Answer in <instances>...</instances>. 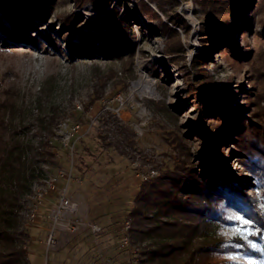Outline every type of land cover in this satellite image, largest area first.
I'll list each match as a JSON object with an SVG mask.
<instances>
[{
	"label": "rangeland",
	"instance_id": "rangeland-1",
	"mask_svg": "<svg viewBox=\"0 0 264 264\" xmlns=\"http://www.w3.org/2000/svg\"><path fill=\"white\" fill-rule=\"evenodd\" d=\"M137 1L111 0L109 7H117L120 11L126 7L130 9L131 20L126 30L133 35L131 45L136 50L130 67L127 61L113 59L99 51L117 45L111 40L115 30L110 28L111 20H96L100 15L89 4L76 8L68 2L57 7L55 12L69 10L78 14L79 28L86 35L73 29L70 31L72 39L96 49L91 55H71L59 33L60 24L55 13L47 21L37 24H40V31L52 30L60 42V52L52 47L46 49L44 38L40 40L41 47L16 43L11 50L0 49V90L13 83L29 100L40 86L52 83L54 100L65 113L57 130L58 137L53 139L58 150L57 160L41 163L31 170L28 188L18 200L19 228L27 234L24 245L30 264H138L130 229L136 227L139 218L133 213L139 206L133 199L141 183L151 184L167 167L172 168L179 162L182 159L180 144L190 151L191 161L197 169L202 165V158L197 155L204 144L203 136L196 128L199 110L187 93V81L178 64L170 62V56L164 52L165 34L154 20L146 19L138 12ZM143 1L167 22L155 2ZM178 1L172 8L190 26L187 36L176 27L184 44L185 61L189 64L198 51L209 55L206 69L216 79L217 89L212 93L213 100L221 101L228 112L230 109L239 112L247 107L245 90H251L259 97L264 110V26L259 22L264 14L263 0H252V6L245 7L233 20L235 33L229 42L235 53L242 57L239 66L233 65L230 51L223 42L213 46L211 42L205 46L201 43V19L208 7L199 0ZM165 7L169 9L170 5ZM9 12L13 13V10ZM9 15L0 13L3 19ZM100 23L105 24L101 27ZM3 39L0 33V43ZM154 65L163 80L151 73ZM98 77L104 78L105 97L90 106ZM76 123L79 132L65 140L74 142L72 164L79 169L76 172L72 166V175L66 185L61 174L69 171L71 159L69 147L63 144L62 138L65 129ZM116 124L123 132L118 137H127L123 142H118L112 131L107 132ZM186 132L196 139L186 138ZM234 138L232 133L208 135L215 150L219 153L222 148L226 154L234 148ZM221 162L228 164L232 172H242L241 163L234 155L231 159L221 158ZM151 170L155 171L153 175H150ZM46 174L56 178L57 187L40 202L35 221L29 222L26 214L31 188ZM65 186L68 199L75 208L56 217L59 192ZM144 190L149 189L145 187ZM143 213L147 214L145 210ZM127 220L130 223L126 229ZM236 227L224 228L223 234L233 235ZM125 236L127 243L123 244ZM24 245L20 246L23 248ZM231 256L239 259H229ZM225 257L244 263L255 261L243 252ZM261 262L264 263V258Z\"/></svg>",
	"mask_w": 264,
	"mask_h": 264
},
{
	"label": "trees",
	"instance_id": "trees-1",
	"mask_svg": "<svg viewBox=\"0 0 264 264\" xmlns=\"http://www.w3.org/2000/svg\"><path fill=\"white\" fill-rule=\"evenodd\" d=\"M152 1L164 13L167 22L143 0L136 2L137 10L146 19L154 20L165 34L164 52L170 56V62L178 64L187 81V93L199 110L196 128L204 144L197 153L202 158L199 169L191 161L190 151L180 144L182 159L172 168L167 167L151 184L142 182L138 188L133 200L139 206L133 213L139 218L136 227L130 229L138 264H249L225 257L234 252H243L264 264L261 262L264 258V110L260 99L251 90H245L247 109L239 112L233 109L228 112L221 101L213 100L212 93L217 89L216 79L206 69L209 55L198 51L189 64L185 61L184 44L176 27L187 36L190 26L172 8L179 1ZM199 1L208 7L201 19V43L205 46L211 42L213 46L223 42L230 51L233 65H241L242 57L235 53L229 40L235 33L233 20L245 7L252 6V0ZM68 2L76 8L89 4L100 15L96 20H111L110 28L115 30L111 40L117 45L99 51L113 59L127 61L130 67L136 53L131 45L133 35L126 30L131 20L130 9L120 11L114 6L109 9L111 0H0V13L9 15L13 10L9 18L0 17V33L4 37L0 49L11 50L16 43L41 47L40 40L44 38L46 49L52 47L60 52V42L52 30L40 31L37 24L55 13L59 33L71 55H91L96 49L72 39L70 31L73 29L86 35L79 28L78 14L69 10L55 12ZM168 4L170 7L166 9ZM261 8L264 10V0ZM259 22L264 26V14ZM151 73L164 79L155 65ZM96 80L90 106L105 97L104 78ZM53 94L52 83L40 86L29 100L13 83L0 90V264H30L24 245L27 234L19 228L18 200L28 188L31 170L41 163L57 160L58 150L53 139L58 137L57 130L65 113L56 104ZM120 129L116 124L107 132L112 131L117 141L123 142L127 137H118L123 134ZM225 133L235 135L234 148L228 154L223 153L222 148L218 153L208 140L209 134ZM184 136L196 139L188 132ZM198 142L201 144L200 138ZM233 155L241 163L242 172H232L228 164L221 162V158L231 159ZM78 169L75 166L76 172ZM145 187L149 190L145 191ZM143 207L147 214L143 213ZM237 215L253 221L246 229L253 232L260 229V232L223 234L224 228L239 226L233 219ZM141 242L147 243L142 246Z\"/></svg>",
	"mask_w": 264,
	"mask_h": 264
},
{
	"label": "built area",
	"instance_id": "built-area-1",
	"mask_svg": "<svg viewBox=\"0 0 264 264\" xmlns=\"http://www.w3.org/2000/svg\"><path fill=\"white\" fill-rule=\"evenodd\" d=\"M77 107L79 108L80 106L77 105ZM79 125L73 124L72 126H70L69 128H66L63 134V144L64 145H68L69 147V153H70V159H71V167L69 169V171L64 172L63 174H61V177L66 179V185L69 181V179L71 178L72 172V154H73V147H74V142H66L65 139L70 140L75 134H77L79 132ZM154 170L150 171V175L154 174ZM144 179H147V176H144ZM57 187V183H56V178L51 175V174H46L40 183L38 184H34L31 188V200L29 201L30 204L28 205V212L26 214V219L29 222H34L36 219V212L38 209V206L40 204L41 201H43L44 199L48 198L50 196V194L56 189ZM75 208L74 204L68 199L67 196V188L66 186L61 189V191L59 192V201L58 204L56 206V210H55V216L58 217L60 214H62V212L64 211H73ZM129 220L125 221V228L127 229L129 227ZM92 228H94V226H92ZM51 238V237H50ZM122 243L126 244L127 243V237H123L122 238Z\"/></svg>",
	"mask_w": 264,
	"mask_h": 264
},
{
	"label": "snow or ice",
	"instance_id": "snow-or-ice-1",
	"mask_svg": "<svg viewBox=\"0 0 264 264\" xmlns=\"http://www.w3.org/2000/svg\"><path fill=\"white\" fill-rule=\"evenodd\" d=\"M233 219L237 220L239 222V226L236 227L235 229H233V233H241L242 231H248L249 234H254V233H259L260 229H255L254 232L253 230H251L250 228H245V226H250L253 224L252 220L246 219L243 216L237 215L235 217H233ZM253 247H257V245H253ZM229 259H239V257L236 256H231L229 257ZM249 264H260V262H255V261H249Z\"/></svg>",
	"mask_w": 264,
	"mask_h": 264
}]
</instances>
